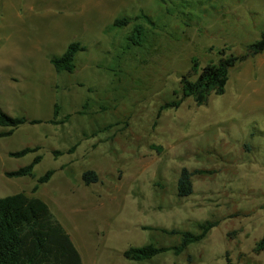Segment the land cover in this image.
I'll use <instances>...</instances> for the list:
<instances>
[{
	"label": "rangeland",
	"instance_id": "374dc122",
	"mask_svg": "<svg viewBox=\"0 0 264 264\" xmlns=\"http://www.w3.org/2000/svg\"><path fill=\"white\" fill-rule=\"evenodd\" d=\"M140 13L154 25L144 22L147 39L133 46L127 35ZM117 17L129 23L114 25ZM262 31L264 0H0V110L42 120L0 137V197L44 200L83 264H264L254 250L264 234V50L230 69L222 94L200 105L185 97L158 114L181 95L193 59L201 67L248 54ZM71 41L83 49L73 71L58 72L49 59ZM56 109L66 120L47 122ZM37 153L32 175L5 176ZM183 166L206 171L189 196L177 194ZM86 170L97 181L86 184ZM207 219L218 223L180 254L122 255L176 244L180 235L163 228L197 232Z\"/></svg>",
	"mask_w": 264,
	"mask_h": 264
},
{
	"label": "trees",
	"instance_id": "16d2710c",
	"mask_svg": "<svg viewBox=\"0 0 264 264\" xmlns=\"http://www.w3.org/2000/svg\"><path fill=\"white\" fill-rule=\"evenodd\" d=\"M142 22H137L131 27L127 35L130 45L142 46L147 39V28L145 23L153 24L152 19L140 13L137 17ZM145 22V23H144ZM129 19L117 17L113 24L117 26L126 25ZM83 46L78 41H71L67 44L63 52L52 55L49 59L56 71L71 72L75 68L74 58ZM264 50V31L260 37L253 41L248 48V54L228 55L218 62H209L200 67L197 59H193L189 75H196L195 79H190L188 74H183L180 80V90L174 91L181 95L173 100H167L160 104L158 114L166 108H177L185 97H192L196 105L205 103L211 93L222 94L229 79V71L237 62L250 55H256ZM57 109L53 117L48 119L50 123H62L66 120L57 119ZM41 119H27L24 116H12L0 110V126L6 129L0 130L1 136H9L14 129L23 123H39ZM75 146L67 152H73ZM39 146H26L19 150L10 152L11 156L21 157L28 152L38 151ZM54 154H61L59 150H54ZM41 160V155L37 153L33 159L16 169L4 172L7 177H19L32 175L33 167ZM205 169H188L181 167L178 179L176 180L177 194L179 196H189L193 191L192 179L195 174L201 173ZM206 172V171H205ZM54 173L53 169L46 170L44 174L36 179L34 190L40 183L49 180ZM82 179L86 184L97 181V174L94 170H86L82 174ZM216 219L202 220L197 223V232L185 229H166L162 231L166 234H179V241L172 245H156L154 243H144L127 247L122 255L128 260L142 261L151 259L163 252H173L180 254L190 244L200 241L207 236L212 227L217 225ZM255 251L264 252V234L259 238L254 246ZM229 263V262H228ZM0 264H83L82 258L69 235L51 211L48 204L39 197L30 196L24 192H17L0 197Z\"/></svg>",
	"mask_w": 264,
	"mask_h": 264
}]
</instances>
